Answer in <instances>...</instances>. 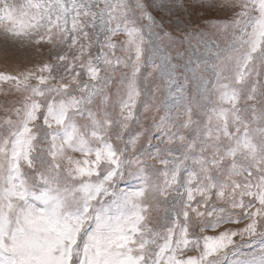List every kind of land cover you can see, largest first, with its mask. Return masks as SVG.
Here are the masks:
<instances>
[{
	"label": "snow or ice",
	"instance_id": "6c2138e0",
	"mask_svg": "<svg viewBox=\"0 0 264 264\" xmlns=\"http://www.w3.org/2000/svg\"><path fill=\"white\" fill-rule=\"evenodd\" d=\"M0 264H264V0H0Z\"/></svg>",
	"mask_w": 264,
	"mask_h": 264
},
{
	"label": "rangeland",
	"instance_id": "374dc122",
	"mask_svg": "<svg viewBox=\"0 0 264 264\" xmlns=\"http://www.w3.org/2000/svg\"><path fill=\"white\" fill-rule=\"evenodd\" d=\"M2 67H3V62L2 60H0V69H2Z\"/></svg>",
	"mask_w": 264,
	"mask_h": 264
}]
</instances>
